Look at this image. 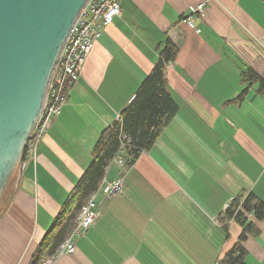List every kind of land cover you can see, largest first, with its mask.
<instances>
[{"label": "crops", "instance_id": "1", "mask_svg": "<svg viewBox=\"0 0 264 264\" xmlns=\"http://www.w3.org/2000/svg\"><path fill=\"white\" fill-rule=\"evenodd\" d=\"M201 4L203 11L194 12ZM120 6L60 114L23 160L0 213V264L31 263L72 204L101 132L134 99L168 40L178 48L164 72L177 113L132 166L107 167L93 194L95 222L57 264H220L243 230L233 220L225 229L220 218L227 206L243 191L264 204V0H121ZM247 69L263 82L243 81ZM116 180L123 188L109 197ZM248 220L259 234L243 244L245 264H264V219Z\"/></svg>", "mask_w": 264, "mask_h": 264}, {"label": "water", "instance_id": "2", "mask_svg": "<svg viewBox=\"0 0 264 264\" xmlns=\"http://www.w3.org/2000/svg\"><path fill=\"white\" fill-rule=\"evenodd\" d=\"M85 1L0 0V185L17 168L10 197L50 73Z\"/></svg>", "mask_w": 264, "mask_h": 264}, {"label": "trees", "instance_id": "3", "mask_svg": "<svg viewBox=\"0 0 264 264\" xmlns=\"http://www.w3.org/2000/svg\"><path fill=\"white\" fill-rule=\"evenodd\" d=\"M178 48L170 40L160 50L159 60L141 83L134 99L121 112L120 118L103 129L92 151V161L80 178L70 198L51 230L44 236L32 256L30 264H39L44 255L53 254L71 235L82 205L97 190L105 176L111 159L121 144H126L122 157L126 166H132L142 151L152 148L164 128L177 113L178 107L166 89L165 67L175 60ZM243 81L261 80L252 69L241 72ZM263 82V81H262ZM25 153V149L23 150ZM25 155L23 157V160ZM253 215L258 221L264 219V204L251 192H241L222 214L220 221L227 229L230 221L242 227L237 243L229 250L220 264H245L247 251L243 246L248 236H257L259 230L248 220Z\"/></svg>", "mask_w": 264, "mask_h": 264}, {"label": "built area", "instance_id": "4", "mask_svg": "<svg viewBox=\"0 0 264 264\" xmlns=\"http://www.w3.org/2000/svg\"><path fill=\"white\" fill-rule=\"evenodd\" d=\"M121 0H86L72 23L56 58L50 73L44 95V104L40 114L27 138V155H33L36 147L67 102L68 89L78 81L82 67L95 42L101 38L102 28L111 24L121 12ZM203 5H198L194 12L201 13ZM193 27L192 19L187 20ZM126 144H121L117 154L109 165L115 164L124 168L125 159L122 157ZM108 165V166H109ZM123 188L122 180L111 183L109 197L120 193ZM98 216L95 196L92 195L80 208L76 225L68 239L50 255L40 259L39 264H57L59 258L74 253L72 239L89 229Z\"/></svg>", "mask_w": 264, "mask_h": 264}, {"label": "flooded vegetation", "instance_id": "5", "mask_svg": "<svg viewBox=\"0 0 264 264\" xmlns=\"http://www.w3.org/2000/svg\"><path fill=\"white\" fill-rule=\"evenodd\" d=\"M16 173H17V168H13L9 173V175L5 177V182H3L0 185V213L2 212L8 198L12 193L13 184L16 179Z\"/></svg>", "mask_w": 264, "mask_h": 264}, {"label": "rangeland", "instance_id": "6", "mask_svg": "<svg viewBox=\"0 0 264 264\" xmlns=\"http://www.w3.org/2000/svg\"><path fill=\"white\" fill-rule=\"evenodd\" d=\"M27 141L25 142V144H24V146H23V148H22V151H21V157H22V164H21V166L19 165V168L21 169V168H23V157H24V155L26 156L27 155V152H26V149H27ZM25 149V153L23 152V150Z\"/></svg>", "mask_w": 264, "mask_h": 264}]
</instances>
